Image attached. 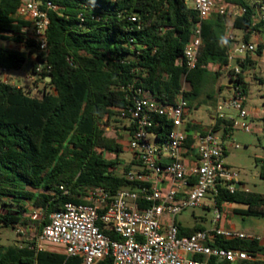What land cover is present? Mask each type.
Wrapping results in <instances>:
<instances>
[{
    "label": "trees",
    "instance_id": "obj_1",
    "mask_svg": "<svg viewBox=\"0 0 264 264\" xmlns=\"http://www.w3.org/2000/svg\"><path fill=\"white\" fill-rule=\"evenodd\" d=\"M23 0H0V43L9 42L17 49L0 46V71L27 68L38 55L35 41L25 35L30 23L16 16ZM48 13L49 54L45 58L50 73L30 74L44 87L40 96L32 91L0 82V228L34 227L40 235L53 213L69 203H85L88 187H101L112 195L123 188H138L119 174L124 145L107 131L119 120H127L125 129L134 130L129 110L140 92L150 93L161 104H173L187 83V110L204 106L217 108V84L229 63L231 41L225 37L231 19L234 30L264 34V0H225L245 13L228 17L213 13L202 24L203 45L196 69L188 71L184 50L190 41L198 14L189 0H41ZM51 4V6H49ZM135 18L136 20H132ZM245 41H249L246 35ZM259 45L255 51L263 53ZM211 65L218 66L211 71ZM254 61L247 55L243 74L232 84L242 86L247 96L245 72ZM34 67V64H33ZM51 78V81H47ZM119 119V120H118ZM224 128L223 138L233 129L231 120L218 119L211 131ZM171 125L162 122L156 130L163 136ZM189 147L200 127H186ZM116 134V132L114 133ZM107 154L116 155L108 159ZM227 156V149L225 150ZM141 166L135 160L125 171ZM260 177L264 180V163ZM69 190L66 194L61 187ZM219 208L224 203L246 206L236 212L243 217L264 218V194L237 189L231 193L219 186L214 197ZM27 206L40 210L41 217H24ZM180 237L207 228L202 223L191 227L178 225ZM112 239L113 232L104 231ZM35 241L1 242L0 264H80V258L65 253L31 249ZM213 246L239 249L253 258L264 255L258 240H224ZM196 259H202L200 256ZM98 264H112L110 257ZM213 264H231L213 261ZM234 264H264L256 260Z\"/></svg>",
    "mask_w": 264,
    "mask_h": 264
},
{
    "label": "built area",
    "instance_id": "obj_2",
    "mask_svg": "<svg viewBox=\"0 0 264 264\" xmlns=\"http://www.w3.org/2000/svg\"><path fill=\"white\" fill-rule=\"evenodd\" d=\"M42 6L41 0H23L16 13L18 18L30 23L26 30L28 36L35 41L38 55L44 54L42 62L37 55L32 57L33 70L38 76L51 71L45 60L49 54L47 32L50 19ZM193 8L198 21L184 50L188 71L198 65L203 45V22L213 13L228 17L245 13V9L233 5L216 7L215 0H193ZM228 39L232 42L235 38L229 36ZM256 50L255 45L243 41L229 52V63L222 68L228 81H236L243 74V57ZM186 91L185 81L173 104H161L150 93L139 91V97L129 110L134 130L129 133L128 148L133 160L141 166L125 171L124 175L128 181L140 186L120 189L114 195L105 188L88 187L86 202H69L61 211L53 213L43 232L32 239L36 245L31 249L39 252L48 249L45 244L57 245L62 248L59 252L69 258H80V264H98L108 257L112 264H213L214 260L234 264L254 260L243 250L213 245L219 237L229 241H261L256 235L215 226L180 237L179 215L187 209L204 207L207 196L212 194L211 208L218 224L222 219L221 209L214 198L218 187L234 193L239 185L237 176L225 162L226 146L219 135L215 132L198 134L191 146L186 145ZM226 109L235 110L241 119L230 118L233 130L252 133L241 85L232 84L230 96L222 99L216 108L219 114ZM163 121L169 123L171 129L160 137L156 129ZM61 190L69 193L63 186ZM40 217V210L31 214L34 220ZM15 230L24 237L23 226ZM104 231L113 232L119 239H112ZM197 256L202 259H196Z\"/></svg>",
    "mask_w": 264,
    "mask_h": 264
},
{
    "label": "rangeland",
    "instance_id": "obj_3",
    "mask_svg": "<svg viewBox=\"0 0 264 264\" xmlns=\"http://www.w3.org/2000/svg\"><path fill=\"white\" fill-rule=\"evenodd\" d=\"M189 3L192 5L193 0H189ZM235 17V16H234ZM231 24V19H229ZM234 34L237 37H242L244 31L234 30ZM259 35L258 33H254ZM25 35H29V31L25 30ZM260 36L264 40V34L261 33ZM255 43L256 48L258 47ZM264 45V44H263ZM0 46L17 49L18 46L9 43L1 42ZM264 47V46H263ZM254 61L253 67L249 68V71L246 74V82L248 85L247 93V102L248 110L252 111L256 108L264 110V48L261 56H258L256 52L247 54ZM245 55V56H247ZM0 82H6L11 85L22 87L27 91H32V96H40L41 91L44 87V84L39 82L36 84L35 78L27 71V68L24 67L20 70L14 71H0ZM221 82L224 83V78L221 79ZM230 87L229 83L226 82L221 86L222 89L226 90ZM228 98V97H227ZM216 109V108H215ZM214 107L207 106L202 107L198 110L190 111L188 115V120L193 121L199 119L204 125V116L214 115ZM209 110V112H207ZM222 114H229L234 117L236 120H241L238 117V113L231 109V111L224 110ZM252 116L249 117V121L252 122ZM119 120V119H118ZM120 122L114 123L112 127H108L107 131H111L109 135L111 136H121L119 137L120 142L124 145V151L120 155V168L117 170L119 174L124 175L125 167L130 165L133 161V155L128 148V141L130 139L129 132L125 129L126 125H129L130 122L127 120H119ZM209 117L205 118V124L209 123ZM254 123L259 128H264V119L254 120ZM116 132V134H114ZM153 140V138H151ZM228 147V153L225 158V162L231 168V170L237 176V179L245 185V188L250 192L264 194V180L260 177L261 168L264 163V134L261 133H245L240 129H235L233 137L231 140L226 142ZM108 159H115L116 155L107 154ZM139 169L140 166L134 167ZM211 195H208L204 204L208 203ZM28 212H24V217H30L34 211L31 206H27ZM215 219V211L213 209L207 210L203 207L195 209H187L183 214L178 216V221L194 226L197 223H202L206 227H210L213 224ZM238 221L248 226L249 219L245 220L241 218H236ZM23 226L24 237H21L16 230L12 228H0L1 233V242L5 245H12L16 241H32L36 237V231L34 227ZM45 247L53 251H61L62 248L53 244H45Z\"/></svg>",
    "mask_w": 264,
    "mask_h": 264
},
{
    "label": "crops",
    "instance_id": "obj_4",
    "mask_svg": "<svg viewBox=\"0 0 264 264\" xmlns=\"http://www.w3.org/2000/svg\"><path fill=\"white\" fill-rule=\"evenodd\" d=\"M215 4H216V7H220V6H230L228 5L225 0H215ZM192 6H193V3H192ZM31 33V32H30ZM256 33V32H254ZM254 33H250V34H247L246 32H244V35L242 37H237L235 34H234V29L232 27V23L230 24V22L227 23V26H226V29H225V37L228 39L229 36H233L235 39L234 41H232L230 43V52L234 51L235 48L237 47V45L243 41H245V37L246 35L249 36V41L248 43H251L253 45H255V43H257L256 45L259 46V45H262L264 46V40L262 39V37L260 36V33H258L259 35H255ZM257 34V33H256ZM247 56L243 57L244 59L246 58ZM250 67H253V66H248V70L245 72V76L247 74V72L249 71V68ZM209 69L211 71H216L218 69V66L216 65H211L209 67ZM224 78V83L226 82L228 84V80L227 78L225 77V75H223L220 80L218 81V84H217V89H218V95H219V100L221 101L222 99H225L227 97L230 96L231 94V87H228V89L224 90L221 88V86L224 84L223 82H221V79ZM219 101V102H220ZM204 107H207V106H204ZM246 107L248 109V102H247V96H246ZM215 109V107H214ZM228 111H231V109H226ZM249 111V110H248ZM207 112H209V110H207ZM190 111L186 114V117H185V121H184V127L186 128L187 125L189 123H192V124H195L197 126L200 127V131L202 132H208V131H211L214 126L217 124V121L218 119H222V120H230V118H232L231 115L229 114H219L217 112V110L215 109V113L214 115H205L204 116V125L202 124V122L199 120V119H196V120H193V121H189L188 120V115H189ZM249 115H250V118L252 116V126H253V131L252 133H261V134H264V128L261 129L259 128L258 126L255 125L254 123V120H262L264 119V110L260 109V108H256L255 110H252V111H249ZM206 117H209V120L210 122L205 124V118ZM234 118V117H233ZM109 129V128H108ZM235 130H232L229 134H227L225 136V138H223V135H224V128L222 126V128L219 130V131H216L215 133L217 135H219L225 146H226V149H227V153H228V147H227V144L226 142L228 140H231L232 137H233V133H234ZM198 134H201V132H195L194 133V137L197 136ZM231 169V168H230ZM239 181V180H238ZM239 185H240V188H242L243 190H246L248 191L246 188H245V185L242 184L240 181H239ZM211 197L209 198V201L208 203L204 204V209H207V210H211V199L213 198V195L210 194ZM241 209H246V206L244 205H238V204H231V203H224L222 206H221V212H222V219L221 221L217 224L215 223V219L213 220V224L212 226H210L209 228L206 227L207 229H212L214 228L215 226H220L224 229H228V230H233V231H237V232H241V233H245V234H250V235H256L258 237H260L261 239V244L264 246V218H257V217H243L242 215L238 214L236 211L237 210H241ZM241 218L243 220H245L246 218L249 219L248 221V226L243 224L242 222L238 221L236 218ZM177 224L179 225H182V226H185V227H191V225H188V224H185V223H182V222H179L178 221V217H177ZM254 260L256 261H261V262H264V255H259L257 257L254 258Z\"/></svg>",
    "mask_w": 264,
    "mask_h": 264
},
{
    "label": "water",
    "instance_id": "obj_5",
    "mask_svg": "<svg viewBox=\"0 0 264 264\" xmlns=\"http://www.w3.org/2000/svg\"><path fill=\"white\" fill-rule=\"evenodd\" d=\"M27 71L29 73L33 72V63H29L28 66H27ZM47 81H51V78H48ZM240 188V185H237V189Z\"/></svg>",
    "mask_w": 264,
    "mask_h": 264
}]
</instances>
